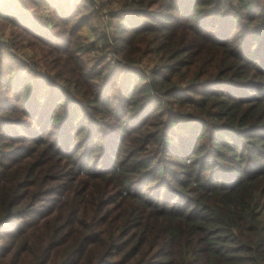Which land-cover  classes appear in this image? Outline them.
I'll list each match as a JSON object with an SVG mask.
<instances>
[{
  "label": "trees",
  "instance_id": "obj_1",
  "mask_svg": "<svg viewBox=\"0 0 264 264\" xmlns=\"http://www.w3.org/2000/svg\"><path fill=\"white\" fill-rule=\"evenodd\" d=\"M94 13L0 6V264H264V0Z\"/></svg>",
  "mask_w": 264,
  "mask_h": 264
},
{
  "label": "rangeland",
  "instance_id": "obj_2",
  "mask_svg": "<svg viewBox=\"0 0 264 264\" xmlns=\"http://www.w3.org/2000/svg\"><path fill=\"white\" fill-rule=\"evenodd\" d=\"M6 1L8 0H0V6H3L6 3ZM88 1L94 7V10L96 12L94 14L97 17L96 20L100 30L105 31L109 33L110 36H112L113 24L111 23L112 19L109 15V10L112 7H116L124 3L125 0H88ZM13 35H14V31L12 29V26L6 22L2 23V21H0V43L4 46V50H6L7 55L10 57V59L34 62L35 57L41 56V52L36 51L32 46L28 44V42H26L23 39H17L15 43H12ZM77 35H79L78 39L81 41V44L87 45L90 42H94L97 47L102 44V40L96 38L94 31L88 25H84L79 30V34ZM109 40L112 41L111 38ZM97 52L98 50L94 49L91 51H84L81 53V56L84 59L87 66L93 64L99 58ZM107 55H111L113 61L118 60L116 55L113 53L112 54L108 53ZM153 64H154V59H151L149 57L148 58L144 57L141 68L144 70H148V68L151 67Z\"/></svg>",
  "mask_w": 264,
  "mask_h": 264
}]
</instances>
